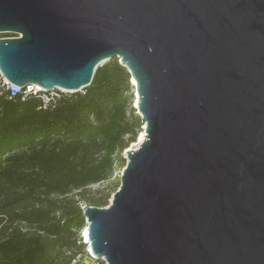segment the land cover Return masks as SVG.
Here are the masks:
<instances>
[{
  "label": "water",
  "instance_id": "water-1",
  "mask_svg": "<svg viewBox=\"0 0 264 264\" xmlns=\"http://www.w3.org/2000/svg\"><path fill=\"white\" fill-rule=\"evenodd\" d=\"M3 35L15 85L78 92L114 58L135 81L144 138L81 206L97 258L264 264V0H0Z\"/></svg>",
  "mask_w": 264,
  "mask_h": 264
},
{
  "label": "trees",
  "instance_id": "trees-1",
  "mask_svg": "<svg viewBox=\"0 0 264 264\" xmlns=\"http://www.w3.org/2000/svg\"><path fill=\"white\" fill-rule=\"evenodd\" d=\"M129 81L114 58L90 85L46 103L44 92L0 94V264H71L84 253L81 202L107 204L87 188L125 166L141 131Z\"/></svg>",
  "mask_w": 264,
  "mask_h": 264
},
{
  "label": "built area",
  "instance_id": "built-area-1",
  "mask_svg": "<svg viewBox=\"0 0 264 264\" xmlns=\"http://www.w3.org/2000/svg\"><path fill=\"white\" fill-rule=\"evenodd\" d=\"M19 35H3L0 37H17ZM7 93L9 96H13L15 94H21L24 98L28 94L39 95L43 91L41 87L35 84H28L24 87L15 85L9 82L0 72V94ZM44 103L48 102L49 97L46 94L39 95ZM86 228V227H85ZM85 228L83 229V233L80 235L82 238V242L86 240L85 237ZM84 243V242H83ZM86 247L84 249V253L79 255L77 259L73 260L71 264H106V261L103 258H97L95 254L92 253L90 249V244L86 243ZM89 258V259H88Z\"/></svg>",
  "mask_w": 264,
  "mask_h": 264
},
{
  "label": "rangeland",
  "instance_id": "rangeland-1",
  "mask_svg": "<svg viewBox=\"0 0 264 264\" xmlns=\"http://www.w3.org/2000/svg\"><path fill=\"white\" fill-rule=\"evenodd\" d=\"M117 60L119 61V58H117ZM105 63V62H104ZM103 64V63H102ZM101 64V65H102ZM100 65V66H101ZM130 83V86H131V89L130 91L128 92V95L130 96V100H131V105L133 106L135 103H134V86L131 84V82L129 81ZM133 86V87H132ZM58 92H63V93H66L64 90L62 89H53V90H49V91H45L44 93L48 96H51V95H56L58 94ZM135 115H138L139 114L137 113V110L135 108V111H134ZM142 126L143 124L141 123V125L139 126L142 130ZM139 137V136H138ZM139 145L138 143V139H136L135 142L131 143L129 145L130 148L132 149H135L137 148ZM125 161H126V158H125ZM123 167H119L115 170L114 174L107 180H104V181H101L99 183H96V184H92L90 185L87 190H88V194L91 196V195H100L102 196L103 198L106 199V205H108L109 203V199L112 195V193L114 192V190H116L118 187L117 185L120 183V175H121V171H122ZM89 204L87 201H82L81 204ZM86 225V221H85V218H84V226L79 230L78 232V236H80L82 233H83V229ZM87 244H84V249L86 247Z\"/></svg>",
  "mask_w": 264,
  "mask_h": 264
},
{
  "label": "bare ground",
  "instance_id": "bare-ground-1",
  "mask_svg": "<svg viewBox=\"0 0 264 264\" xmlns=\"http://www.w3.org/2000/svg\"><path fill=\"white\" fill-rule=\"evenodd\" d=\"M132 85L134 86V88L136 87V84H135V81L134 80H132ZM134 107L136 108L137 107V98H138V94L135 92V89H134ZM137 109V108H136ZM143 124V126H142V130L140 131V134L138 135L139 137L137 138L138 139V143H140L141 142V140L144 138V131H143V128H144V123H142ZM85 227H86V225H85ZM84 227V228H85ZM85 237H86V239H88V237H87V231H86V229H85Z\"/></svg>",
  "mask_w": 264,
  "mask_h": 264
}]
</instances>
